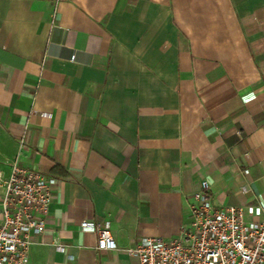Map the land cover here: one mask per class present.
Wrapping results in <instances>:
<instances>
[{
	"label": "crops",
	"instance_id": "0c3cea01",
	"mask_svg": "<svg viewBox=\"0 0 264 264\" xmlns=\"http://www.w3.org/2000/svg\"><path fill=\"white\" fill-rule=\"evenodd\" d=\"M16 161L55 179L29 264H140L203 181L264 206V0H0L3 179Z\"/></svg>",
	"mask_w": 264,
	"mask_h": 264
},
{
	"label": "built area",
	"instance_id": "2783aa9c",
	"mask_svg": "<svg viewBox=\"0 0 264 264\" xmlns=\"http://www.w3.org/2000/svg\"><path fill=\"white\" fill-rule=\"evenodd\" d=\"M5 193L0 224V264H29L32 236L46 231L55 179L16 161L7 179L0 174ZM207 181L194 194L191 223L172 240L147 237L126 248L140 264H264V206L218 208ZM84 231L98 235V249L118 245L110 223L84 221Z\"/></svg>",
	"mask_w": 264,
	"mask_h": 264
}]
</instances>
